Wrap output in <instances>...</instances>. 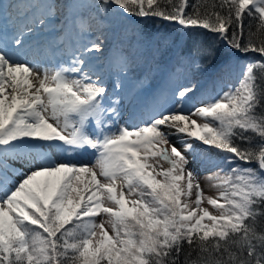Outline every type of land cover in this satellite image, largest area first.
Listing matches in <instances>:
<instances>
[{"label":"snow or ice","instance_id":"6c2138e0","mask_svg":"<svg viewBox=\"0 0 264 264\" xmlns=\"http://www.w3.org/2000/svg\"><path fill=\"white\" fill-rule=\"evenodd\" d=\"M0 264H264V0H3Z\"/></svg>","mask_w":264,"mask_h":264},{"label":"trees","instance_id":"16d2710c","mask_svg":"<svg viewBox=\"0 0 264 264\" xmlns=\"http://www.w3.org/2000/svg\"><path fill=\"white\" fill-rule=\"evenodd\" d=\"M149 29L151 30V25H149ZM169 31L171 32V29H169ZM172 35L174 37H176L177 39H181V37L176 34V33H172ZM196 39H204L206 42H210V38L208 36H203V37H194ZM201 80H202V83L205 84V87L207 88H211V83L209 82L208 78L207 77H201ZM158 82H160V78L158 77Z\"/></svg>","mask_w":264,"mask_h":264},{"label":"rangeland","instance_id":"374dc122","mask_svg":"<svg viewBox=\"0 0 264 264\" xmlns=\"http://www.w3.org/2000/svg\"><path fill=\"white\" fill-rule=\"evenodd\" d=\"M202 185H203V187H204V189H205V193H206V195H215V191H214V189H211V188L207 185V183L204 182L203 180H202ZM205 206H207V205H205Z\"/></svg>","mask_w":264,"mask_h":264}]
</instances>
